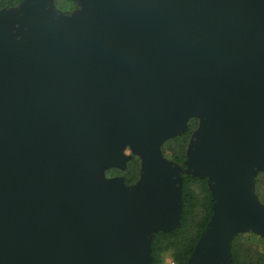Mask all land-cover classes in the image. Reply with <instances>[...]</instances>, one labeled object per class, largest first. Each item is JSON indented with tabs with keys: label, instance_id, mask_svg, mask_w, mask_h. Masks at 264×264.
Wrapping results in <instances>:
<instances>
[{
	"label": "water",
	"instance_id": "water-1",
	"mask_svg": "<svg viewBox=\"0 0 264 264\" xmlns=\"http://www.w3.org/2000/svg\"><path fill=\"white\" fill-rule=\"evenodd\" d=\"M72 1L0 10V264H154L183 209L162 146L192 119L214 214L190 264H229L264 238V0ZM132 156L136 185L106 177Z\"/></svg>",
	"mask_w": 264,
	"mask_h": 264
},
{
	"label": "trees",
	"instance_id": "trees-1",
	"mask_svg": "<svg viewBox=\"0 0 264 264\" xmlns=\"http://www.w3.org/2000/svg\"><path fill=\"white\" fill-rule=\"evenodd\" d=\"M25 0H0V10L14 9ZM58 9L73 11L77 9L72 0H57ZM200 125L198 119L189 121L186 132L169 139L162 146L163 156L179 167L182 177V214L177 228L169 232H157L153 235L151 255L154 264H190V260L212 220L214 201L207 178L188 174L186 162L189 146ZM142 162L132 156L125 169L111 168L106 177L125 180L130 187L141 178ZM255 193L264 204V172L256 177ZM258 241V242H257ZM261 241L262 243H260ZM264 238L254 233H239L231 241V260L229 264H264Z\"/></svg>",
	"mask_w": 264,
	"mask_h": 264
},
{
	"label": "rangeland",
	"instance_id": "rangeland-1",
	"mask_svg": "<svg viewBox=\"0 0 264 264\" xmlns=\"http://www.w3.org/2000/svg\"><path fill=\"white\" fill-rule=\"evenodd\" d=\"M52 1H53V5H54L55 9L57 10V12H58L60 15H70V16H72V15L78 13V12L81 10V7H80L76 2H75V3H76V6H77V9H75V10H73V11H64V10L58 9L57 0H52ZM22 6H23V4L19 5L17 8H14V9H12V10H13V11H17V10H19L20 7H22ZM126 154H127V155H132L129 149L126 151ZM259 200H260V199H259ZM260 202H261V201H260ZM261 203H262V202H261ZM263 205H264V204H263ZM257 242H258V241H257ZM259 242L262 243L261 241H259ZM263 245H264V244H263ZM167 259H168V258H167ZM167 259H166V264H169L170 261L167 260Z\"/></svg>",
	"mask_w": 264,
	"mask_h": 264
}]
</instances>
